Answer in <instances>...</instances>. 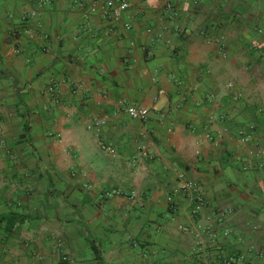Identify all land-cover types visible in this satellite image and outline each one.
I'll use <instances>...</instances> for the list:
<instances>
[{
  "label": "crops",
  "instance_id": "crops-1",
  "mask_svg": "<svg viewBox=\"0 0 264 264\" xmlns=\"http://www.w3.org/2000/svg\"><path fill=\"white\" fill-rule=\"evenodd\" d=\"M126 1L0 0V264H264V0Z\"/></svg>",
  "mask_w": 264,
  "mask_h": 264
},
{
  "label": "built area",
  "instance_id": "built-area-1",
  "mask_svg": "<svg viewBox=\"0 0 264 264\" xmlns=\"http://www.w3.org/2000/svg\"><path fill=\"white\" fill-rule=\"evenodd\" d=\"M128 3L126 0H105L103 3L104 15L109 18L112 22L122 23L125 30L130 29V23L127 21H122V16L124 11L127 9ZM33 14H36L34 11ZM229 86L232 88L233 84L230 83ZM57 88V83L52 82L49 86V92L53 93ZM164 93V90H161ZM127 113L130 117L139 120H147L149 117L150 109L142 105H129L126 108ZM104 124L102 120L100 122ZM100 123H96L99 125ZM112 151V150H111ZM175 190H182L186 192L194 200V209L200 210L204 206V198L200 186L194 183L192 180L183 181L179 188ZM172 199V198H170ZM232 259L224 258L218 260L215 264H231Z\"/></svg>",
  "mask_w": 264,
  "mask_h": 264
}]
</instances>
